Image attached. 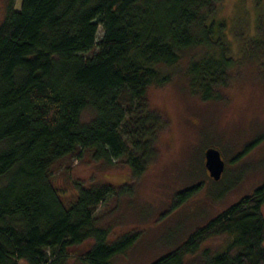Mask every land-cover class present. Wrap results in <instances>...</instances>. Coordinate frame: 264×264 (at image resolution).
I'll list each match as a JSON object with an SVG mask.
<instances>
[{
	"label": "trees",
	"instance_id": "trees-1",
	"mask_svg": "<svg viewBox=\"0 0 264 264\" xmlns=\"http://www.w3.org/2000/svg\"><path fill=\"white\" fill-rule=\"evenodd\" d=\"M222 1L10 0L0 22V264H65L70 255L115 264L129 248L137 232L109 241L96 214L115 187L76 182L67 204L53 167L88 149L143 174L165 125L148 92L180 67L192 93L224 99L239 60L216 16ZM252 44L247 56L264 52V39ZM263 206L264 183L151 264H185L199 252L212 255L200 264H264ZM222 235L223 249H201Z\"/></svg>",
	"mask_w": 264,
	"mask_h": 264
},
{
	"label": "rangeland",
	"instance_id": "rangeland-1",
	"mask_svg": "<svg viewBox=\"0 0 264 264\" xmlns=\"http://www.w3.org/2000/svg\"><path fill=\"white\" fill-rule=\"evenodd\" d=\"M9 3L0 0V22ZM216 14L227 20V35L239 60L224 99L202 100L192 93L180 67L170 83L148 92L150 102L164 115L165 125L158 154L143 174L131 176L121 161H97L88 149L80 156L58 160L53 167V184L67 204L78 191L76 182L115 187V193L97 208L99 223L109 228V241L137 232L129 248L113 257L115 264H151L264 183V52L246 55L256 50L252 40L264 39V29H255L258 18L264 16V0H223ZM102 35L100 26L98 41ZM211 146L221 151L226 162L220 179L212 178L205 165L206 149ZM193 186L196 190L187 199L178 196ZM226 243L225 235L209 238L201 249L214 252ZM208 256L211 252H199L185 264H200ZM65 264L88 263L83 256L70 255Z\"/></svg>",
	"mask_w": 264,
	"mask_h": 264
},
{
	"label": "water",
	"instance_id": "water-1",
	"mask_svg": "<svg viewBox=\"0 0 264 264\" xmlns=\"http://www.w3.org/2000/svg\"><path fill=\"white\" fill-rule=\"evenodd\" d=\"M205 165L212 178L220 179L222 177L226 162L218 148L211 146L206 149Z\"/></svg>",
	"mask_w": 264,
	"mask_h": 264
}]
</instances>
